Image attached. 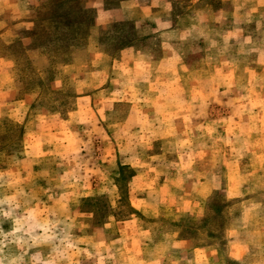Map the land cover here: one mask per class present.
I'll use <instances>...</instances> for the list:
<instances>
[{"label":"rangeland","instance_id":"1","mask_svg":"<svg viewBox=\"0 0 264 264\" xmlns=\"http://www.w3.org/2000/svg\"><path fill=\"white\" fill-rule=\"evenodd\" d=\"M262 16L264 0H0V264H140L141 231L172 224L131 199L171 172L174 205L215 180L184 218L197 243L192 226L238 217L235 170L264 201Z\"/></svg>","mask_w":264,"mask_h":264},{"label":"crops","instance_id":"2","mask_svg":"<svg viewBox=\"0 0 264 264\" xmlns=\"http://www.w3.org/2000/svg\"><path fill=\"white\" fill-rule=\"evenodd\" d=\"M259 11L253 10L255 13ZM235 172V180L227 185V191L233 192L229 194V200L240 198L239 215L233 220L227 218L228 225L221 230L219 228L220 232H202L198 226H192V230L204 236V242L197 243L192 238H185L183 228L184 218L193 216L196 220L207 214V200L213 192L215 181L208 175L210 172L195 181L193 194L191 197H181L179 205L166 201L168 197L181 192V187L176 184L179 172H171L167 177L159 176L157 184L153 186L155 193H158L155 199H151L149 193L135 195L131 203L137 211L153 219L164 218L172 225L162 228L158 224L156 228H144L141 231V246L129 249L130 260L138 259L140 264H264V201L246 197L241 192L245 185L239 183V169ZM256 177V173H253L254 180ZM256 185V182L249 184L252 189ZM133 221L131 218L126 223Z\"/></svg>","mask_w":264,"mask_h":264}]
</instances>
